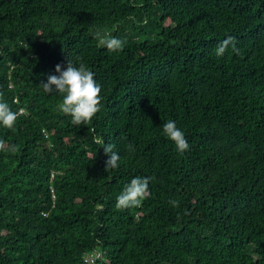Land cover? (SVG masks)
Here are the masks:
<instances>
[{
  "label": "trees",
  "instance_id": "16d2710c",
  "mask_svg": "<svg viewBox=\"0 0 264 264\" xmlns=\"http://www.w3.org/2000/svg\"><path fill=\"white\" fill-rule=\"evenodd\" d=\"M68 60L101 85L89 124L39 85ZM0 102V264H264V0H0ZM136 176L150 195L117 210Z\"/></svg>",
  "mask_w": 264,
  "mask_h": 264
},
{
  "label": "clouds",
  "instance_id": "9594fccd",
  "mask_svg": "<svg viewBox=\"0 0 264 264\" xmlns=\"http://www.w3.org/2000/svg\"><path fill=\"white\" fill-rule=\"evenodd\" d=\"M97 40L98 47H104L108 51H120L123 49L124 41L116 38L108 30L97 29L93 33ZM231 46V51L239 55V49L235 46V40L229 36L217 45L215 49L216 56H223ZM56 75H49L47 82L41 81L39 84L46 94L57 93L62 96V102L58 105L59 110L71 117V123L75 126L91 123L96 113L100 111L102 97L101 85L94 79L95 73L92 72L83 62L78 66H74L68 60L64 70L61 65L55 66ZM18 113L11 110L7 102H0V124L11 129L18 118ZM162 132L165 137L172 141L177 152L183 153L189 150L184 133L177 127L175 121L168 120L162 126ZM97 145L104 146V153L108 157L105 161V171L115 169L119 166L120 156L114 151L115 145L112 143L104 144L102 137H94ZM4 146V141L0 140V149ZM127 149L131 152L134 147L131 143L127 145ZM9 151L15 152L16 146L9 145ZM150 177L136 176L124 185L122 191L116 198L115 207L117 210H124L130 207L139 206L142 200L148 198ZM173 207H178L179 202L172 200L169 202ZM92 254L95 255L93 252ZM91 254V255H92ZM87 256L86 261L93 263L95 260Z\"/></svg>",
  "mask_w": 264,
  "mask_h": 264
}]
</instances>
